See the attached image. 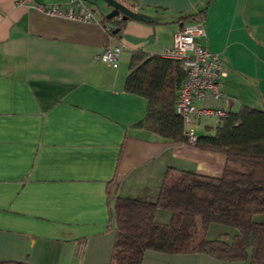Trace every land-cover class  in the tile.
I'll return each instance as SVG.
<instances>
[{"label": "crops", "instance_id": "1", "mask_svg": "<svg viewBox=\"0 0 264 264\" xmlns=\"http://www.w3.org/2000/svg\"><path fill=\"white\" fill-rule=\"evenodd\" d=\"M119 1L154 23L129 19L110 37L98 0H85L90 22L30 6L69 0H0V262L109 264L115 197L154 201L168 168L221 175L223 154L137 127L148 102L124 89L131 53L163 55L181 17L204 12L198 42L222 63L221 98L196 106L264 110V0ZM106 40L121 46L116 67L97 59ZM216 124L201 115L185 127L198 136ZM170 216L159 209L155 219ZM141 264L245 263L147 250Z\"/></svg>", "mask_w": 264, "mask_h": 264}, {"label": "trees", "instance_id": "2", "mask_svg": "<svg viewBox=\"0 0 264 264\" xmlns=\"http://www.w3.org/2000/svg\"><path fill=\"white\" fill-rule=\"evenodd\" d=\"M204 17V12H199L183 16L178 22L182 28ZM129 19H106L104 15L102 21L112 26L107 36H116ZM107 44L106 40L104 46ZM184 78L177 59L141 50L131 53L124 89L148 102L146 115L137 127L170 141L189 143L183 135L182 118L174 109ZM191 145L223 154L226 163L221 175L168 168L154 201L115 197L111 210L116 234L109 264H141L147 250L207 253L226 261L264 264V222L253 219L255 214H264V110L245 106L227 111L212 134L196 136ZM159 209L170 212L168 223L155 219ZM212 224L231 227L235 232L229 240L213 241L207 238Z\"/></svg>", "mask_w": 264, "mask_h": 264}, {"label": "built area", "instance_id": "3", "mask_svg": "<svg viewBox=\"0 0 264 264\" xmlns=\"http://www.w3.org/2000/svg\"><path fill=\"white\" fill-rule=\"evenodd\" d=\"M32 8L46 14L62 17L70 20L90 22L95 20L92 9L87 6L85 0H69V5H43L33 2ZM106 27V33L111 29ZM205 36L204 19L197 22L187 23L177 31L172 39V45L163 55L177 59L185 72L174 104L175 112L182 118L184 125L190 119H198L201 115L213 116L219 122L227 115L222 108H198L197 101L205 96L211 95L214 98H221L222 91L219 79L223 75L222 63L215 53L208 50L205 45L198 42V39ZM120 45L103 46L97 59L112 67L117 66ZM183 135L192 144L196 140L193 128L185 127Z\"/></svg>", "mask_w": 264, "mask_h": 264}, {"label": "water", "instance_id": "4", "mask_svg": "<svg viewBox=\"0 0 264 264\" xmlns=\"http://www.w3.org/2000/svg\"><path fill=\"white\" fill-rule=\"evenodd\" d=\"M103 4L109 8V12L105 14L106 19H111L113 17L120 16L121 19L125 20L127 18L130 19H141L146 21H154L153 17H149L147 15H143L141 13L136 12L135 10L127 7L119 0H102ZM118 29H115L113 32L116 33Z\"/></svg>", "mask_w": 264, "mask_h": 264}, {"label": "rangeland", "instance_id": "5", "mask_svg": "<svg viewBox=\"0 0 264 264\" xmlns=\"http://www.w3.org/2000/svg\"><path fill=\"white\" fill-rule=\"evenodd\" d=\"M98 2L99 3H103L102 0H98ZM195 130H196L197 133L201 132L200 128H198V129L195 128ZM253 219L256 220V221L264 222V214L263 213L255 214L253 216ZM210 227L211 228H210V230L208 232V237L210 239H215V241H225V238L227 236L231 235L232 232H235V229H233L231 227L222 226V225H219V224H212ZM217 227H220V228H217ZM226 231H228L229 233H227ZM216 245H220L221 246V244H219V243L216 244Z\"/></svg>", "mask_w": 264, "mask_h": 264}]
</instances>
